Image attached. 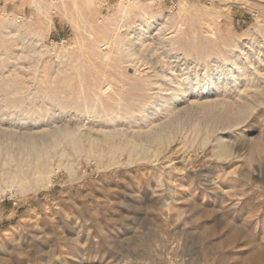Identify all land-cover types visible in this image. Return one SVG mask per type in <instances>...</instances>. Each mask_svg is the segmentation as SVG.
Returning a JSON list of instances; mask_svg holds the SVG:
<instances>
[{
	"label": "rangeland",
	"instance_id": "374dc122",
	"mask_svg": "<svg viewBox=\"0 0 264 264\" xmlns=\"http://www.w3.org/2000/svg\"><path fill=\"white\" fill-rule=\"evenodd\" d=\"M0 173V264H264V0H0Z\"/></svg>",
	"mask_w": 264,
	"mask_h": 264
},
{
	"label": "bare ground",
	"instance_id": "6f19581e",
	"mask_svg": "<svg viewBox=\"0 0 264 264\" xmlns=\"http://www.w3.org/2000/svg\"><path fill=\"white\" fill-rule=\"evenodd\" d=\"M183 94H184V93H183ZM183 94H181L180 96H182ZM177 98L179 99L180 97H179V96H178V97H175V96H174V100L177 99ZM64 134H65V133H64ZM75 140H76V139H75ZM75 140H74V141H75ZM74 141H73V142H74ZM77 141H78V140H77ZM14 147H15V146H14ZM18 148L21 150V149H22V146H21V147H18ZM18 148H16V149H18ZM14 149H15V148H14ZM16 149H15V150H16ZM20 150H18V152H19ZM16 151H17V150H16ZM11 164H12V163H11ZM40 170H42V169H39L38 171H40ZM4 172H5L4 174H6L7 170L4 171ZM9 173H10V172H9ZM0 174H2V173H0ZM8 175H9V174H8ZM3 176H4V175H3ZM9 176H10V175H9ZM0 177H2V175H0ZM4 177H5V176H4ZM8 178H9V177H8Z\"/></svg>",
	"mask_w": 264,
	"mask_h": 264
}]
</instances>
